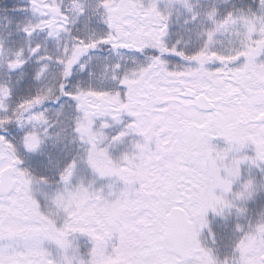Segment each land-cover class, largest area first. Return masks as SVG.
<instances>
[{
	"label": "snow or ice",
	"instance_id": "6c2138e0",
	"mask_svg": "<svg viewBox=\"0 0 264 264\" xmlns=\"http://www.w3.org/2000/svg\"><path fill=\"white\" fill-rule=\"evenodd\" d=\"M0 264H264V0H0Z\"/></svg>",
	"mask_w": 264,
	"mask_h": 264
}]
</instances>
